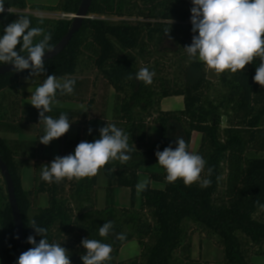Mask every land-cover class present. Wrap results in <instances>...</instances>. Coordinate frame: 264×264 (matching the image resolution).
Listing matches in <instances>:
<instances>
[{"label":"trees","instance_id":"trees-1","mask_svg":"<svg viewBox=\"0 0 264 264\" xmlns=\"http://www.w3.org/2000/svg\"><path fill=\"white\" fill-rule=\"evenodd\" d=\"M81 2L62 0L47 9L75 15ZM192 6L191 0H92L88 16L99 18L83 21L61 54L45 62L44 74L31 77L30 70H23L0 75V132L25 135L33 123L39 122V112L33 108L21 111L18 107L20 118H14L12 101L32 95L20 94L21 80L30 78L43 83L47 75L54 74L57 79H73L76 82L73 94L61 95L57 91V100H73L88 91V80L74 76L82 55L91 52L95 68L114 89L112 116L85 120L75 140L67 141V133L60 137L66 148L62 156L74 153L81 141L98 139L99 129L106 124L121 128L129 136L128 143L133 149L127 163L113 161L102 168L109 182L105 205L98 208L97 176L49 184L37 174L33 189L26 190L22 171L27 163L35 161L32 152L44 150L39 142L41 136L22 141L0 135V157L13 178L23 215L25 251L32 247L27 243L28 236H35L37 243L42 238L31 227V221L35 220L38 226L47 228L50 243H60L68 250L71 264H83L84 238L111 244L112 259L108 264H253L251 254L264 255V208L260 207L264 205V87L253 80L259 59L241 72L222 73L217 85L208 78L206 67L198 59H192L181 71V81L158 76L160 66H151L152 48L160 53L168 51L165 47L169 42L178 46L173 38L176 34H182L183 42L191 44ZM30 7L44 8L30 6L27 0H5V9L22 11ZM19 16L29 18L32 27L50 32L49 43L53 47L66 36L73 21L42 18L40 24L41 18L5 11L0 14V36ZM166 28H171V39L165 35ZM143 67L155 72L150 85L135 79ZM129 74L133 79H127ZM14 90L16 95L11 94ZM8 92L11 103H6ZM174 96L183 97V109L162 110V101ZM61 113H67L72 124H80L72 110L55 108L52 115H47L58 118ZM149 121L160 127V139L156 141L150 139L153 124ZM195 132L202 135L197 154L206 161L201 179H210L211 185L185 186L179 179L168 183L162 167L160 172L151 168L159 165L155 152L169 145L174 148L178 136L185 139L190 151ZM34 163L36 171L38 164ZM208 168L212 169L211 176ZM142 172L148 175L149 185L137 195L136 184ZM3 179L0 174V264H11L16 233ZM119 188L130 189L129 207L117 206ZM40 194L48 196V205L32 213V197ZM108 221L114 225V234L102 238L99 227ZM198 231L219 239L224 253L221 261L193 257V235ZM115 233L125 234L126 239L117 240ZM132 240L139 243L140 256L119 260L121 248Z\"/></svg>","mask_w":264,"mask_h":264},{"label":"clouds","instance_id":"clouds-1","mask_svg":"<svg viewBox=\"0 0 264 264\" xmlns=\"http://www.w3.org/2000/svg\"><path fill=\"white\" fill-rule=\"evenodd\" d=\"M191 3V31L194 35L191 44L184 47L189 58H198L206 69L218 75L241 72L258 58L260 62L253 80L264 87V0H191ZM4 12L5 0H0V14ZM39 23L43 24L42 18ZM164 31L166 37L171 39V28ZM36 37L42 39L34 42ZM51 39L50 32H45L42 27H32L29 18L19 16L18 20L4 28V34L0 36V64H11L16 72L30 70L31 77L42 75L45 73V54L55 51L49 43ZM18 45H21L19 51L16 50ZM154 76V71L143 67L135 74V79L150 85ZM127 79L131 80L133 76L129 74ZM75 83L73 79H57L55 74L47 75L32 93L29 103L38 110L39 124L44 126L40 143L49 145L70 130L67 113H61L58 118L47 113L58 103L57 91L61 95H71ZM88 131L91 134L92 129ZM99 133V138L92 142H79L74 153L56 156L50 164L43 165L41 179L49 184L60 183L64 179L79 181L97 176L110 162L125 164L131 159L129 153L133 149L128 143L129 136L121 128L106 124L99 129ZM175 145L174 148L169 145L163 151L155 152L158 164L166 172V181L174 183L179 179L185 186L200 183L201 187H209L211 180L201 179L205 159L189 151V145L182 136L176 138ZM211 174L212 169L208 168V175ZM148 185L146 178L139 181L136 184L137 195L145 191ZM260 207L264 208V205ZM31 227L42 238L37 243L35 236H28L27 243L32 247L19 255L16 264H71L68 250L60 243L49 242L47 228L38 226L35 220L31 221ZM113 228L111 221L105 222L99 227V236L107 238L114 234ZM115 237L120 241L126 239L123 233H115ZM81 245L85 250L81 255L83 264H108L112 259L113 249L109 243L84 238Z\"/></svg>","mask_w":264,"mask_h":264},{"label":"rangeland","instance_id":"rangeland-1","mask_svg":"<svg viewBox=\"0 0 264 264\" xmlns=\"http://www.w3.org/2000/svg\"><path fill=\"white\" fill-rule=\"evenodd\" d=\"M62 0H27L30 6L39 5L43 6L44 8L35 9L30 7L26 10L20 11L22 14L32 15L37 18H48L50 20L59 19L60 18V11L56 10H48V7H56ZM18 13V14H20ZM174 40L178 43V46L174 44V42H169V44L165 47L168 51L165 52H156L154 48H152L153 58L151 59V66L159 65L160 70L158 76H163L169 79L181 81L182 79V70L187 66L192 58H189L187 53L184 50V47L190 45L186 42H183L182 34H176L173 36ZM41 39V37H36L34 42ZM21 45L17 46V50L19 51ZM153 47V46H150ZM171 50V51H169ZM94 58L95 56L91 54V52H86V54L82 55L81 62L79 64V68L77 74L74 76L76 78H84L88 80V91L84 93L78 94L75 99H67L58 100V103L52 106V111L50 114H53V110L55 108H64L67 110L75 111L76 113L75 118L77 117V122L80 124L75 127V134H78V130L82 125L85 124V120H89L98 116H105L107 119H111L112 116V108L114 103V89L111 88L108 83L102 78L99 74L98 70L94 66ZM198 59V58H196ZM157 61V63H156ZM247 69V65L245 69ZM208 78L218 84L219 77L221 74H216L212 70L206 69ZM68 79V78H64ZM25 80V79H24ZM22 81L20 82L19 90L20 94L23 93H34L35 89L42 84L41 81ZM83 90V89H82ZM82 92V91H81ZM15 93L14 91L11 94ZM14 95V96H15ZM7 99L6 103L10 102V92L6 94ZM2 97V96H1ZM0 97V98H1ZM13 98V97H11ZM31 98V97H30ZM29 98V100H30ZM23 98H17L12 101V113L15 115L14 118L17 120L20 118L21 112L17 110L20 107L21 111L26 109L24 106L21 105V100ZM91 101V107L88 108V103ZM15 107V109H13ZM162 107L165 110H172V111H179L182 110L184 107L183 98L182 97H169L163 100ZM54 116V115H53ZM39 118V116H37ZM37 118V119H38ZM35 122V121H33ZM150 125L153 124L152 121H149ZM26 133L28 138L32 140H36L38 137L44 135V126L39 124V122L33 123ZM152 130L150 134V139L156 141L160 139V127L156 126L155 124L152 125ZM1 133V132H0ZM202 135L198 132H195L192 136L191 143H190V151L197 153L198 148L201 144ZM53 141H57L54 139ZM53 141L49 144V154L42 150V153L32 152L34 157L36 158L35 161L38 164L36 171L32 174V172H28L29 170L25 169L22 171V176L24 178V187L27 190H32L34 187V177L35 175H40L42 166L45 164H49L56 156H62L63 153L66 151V148H63L62 143H59L58 151H56V156L53 154ZM61 144V145H60ZM43 147L45 146L42 144ZM264 156V154L262 155ZM35 164V163H34ZM155 171L160 172L161 166L155 165L151 167ZM159 169V170H158ZM98 177V188H97V207L103 208L106 201V187L108 184L107 177L105 176L103 170L101 169L97 175ZM148 179V175L145 172H142L139 176V181L143 179ZM149 180V179H148ZM140 195V194H139ZM48 196L46 194L40 195H33L32 202H33V209L32 213L36 212L38 208L45 207L48 205ZM130 189L128 188H119L116 192V204L118 207H129L130 206ZM192 225V224H191ZM195 230V229H194ZM141 247L136 240H132L127 242L120 250L119 260H129L136 256H140ZM224 256L222 246L220 245L219 239L217 237H209L206 232H196L193 235V257L200 258L203 261L208 262H218L221 261ZM251 260L253 264H264V255L256 256L251 254Z\"/></svg>","mask_w":264,"mask_h":264},{"label":"water","instance_id":"water-1","mask_svg":"<svg viewBox=\"0 0 264 264\" xmlns=\"http://www.w3.org/2000/svg\"><path fill=\"white\" fill-rule=\"evenodd\" d=\"M92 4V0H82L80 7L78 9V12L75 14V18H73L71 27L64 36L60 42H58L54 48L55 51L51 53H46L44 57V62L53 59L56 57L58 54H61V52L67 47V45L70 43L72 40L73 36L80 30L82 27L83 21L88 18L89 14V9ZM10 72L15 71L14 66L11 64H6L0 66V75H4ZM0 174L3 180L5 181L6 184V190L8 194V200L12 209V215L13 216V221H14V228H15V233H16V251L12 259L11 264H16V261L19 257V255L25 251L26 247V241H25V236H24V229H23V221H22V216L21 211L19 209L18 201L16 197V189H15V184L13 181V178L10 174V171L8 169L7 164L2 160L0 157ZM18 237V238H17Z\"/></svg>","mask_w":264,"mask_h":264},{"label":"crops","instance_id":"crops-1","mask_svg":"<svg viewBox=\"0 0 264 264\" xmlns=\"http://www.w3.org/2000/svg\"><path fill=\"white\" fill-rule=\"evenodd\" d=\"M24 79H22V81H23ZM31 80H33V81H36V79H25L24 81H31ZM174 97H177V96H174ZM179 97H181V96H179ZM30 98V97H29ZM29 98H23L21 101V105L22 106H24L25 108L27 107V108H33V109H36L35 107H33L29 102H30V100H29ZM183 98V97H182ZM165 100V99H164ZM162 103H163V101H162ZM162 103H161V108H162V110H165V109H163V107H162ZM183 104H184V101H183ZM166 111H171V110H166ZM77 125H74V124H72L71 123V127H70V130L67 132V141H71V140H75L76 139V137H77V134H75V127H76ZM0 135L2 136V137H4V138H6V139H9V140H25V141H27V140H31V138H28L27 137V135L25 134V135H20V134H13V133H3V132H1L0 133ZM57 141H53V154L56 156V151H58L56 148H58V146H59V143H60V141H59V139H56ZM52 143V142H51ZM43 149H44V151L46 152V153H48L49 152V145H45L44 147H43ZM49 154V153H48ZM34 162L35 161H31V162H29V163H27L25 166H24V168H23V170L25 169V171H26V169L27 170H29L28 172H32V174L35 172V164H34ZM22 182H23V186H24V178H23V176H22ZM25 188V187H24ZM26 189V188H25ZM28 189V188H27ZM26 189V190H27Z\"/></svg>","mask_w":264,"mask_h":264},{"label":"built area","instance_id":"built-area-1","mask_svg":"<svg viewBox=\"0 0 264 264\" xmlns=\"http://www.w3.org/2000/svg\"><path fill=\"white\" fill-rule=\"evenodd\" d=\"M8 9H9V11H8ZM8 9H5V11L10 12L11 14L12 13H20L19 10H16V9H12L11 10V8H8ZM74 16H75L74 14H66V13H61L60 14V18H62V19H65V18L66 19H73V18H75ZM88 18L94 19V18H99V17H97V16H88Z\"/></svg>","mask_w":264,"mask_h":264}]
</instances>
